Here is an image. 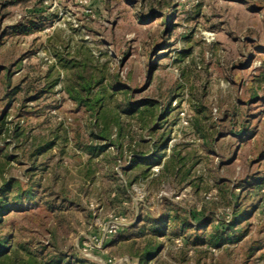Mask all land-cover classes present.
<instances>
[{
    "label": "rangeland",
    "instance_id": "374dc122",
    "mask_svg": "<svg viewBox=\"0 0 264 264\" xmlns=\"http://www.w3.org/2000/svg\"><path fill=\"white\" fill-rule=\"evenodd\" d=\"M4 186V264H264V0H0Z\"/></svg>",
    "mask_w": 264,
    "mask_h": 264
},
{
    "label": "trees",
    "instance_id": "16d2710c",
    "mask_svg": "<svg viewBox=\"0 0 264 264\" xmlns=\"http://www.w3.org/2000/svg\"><path fill=\"white\" fill-rule=\"evenodd\" d=\"M107 136V135H106ZM148 173V171H146ZM9 186H4L1 188V191L8 192L10 189ZM20 198V197H18ZM30 198V197H29ZM13 210V207H10L9 205L5 204V201L0 200V228L3 226L5 222V216L9 214ZM21 210V209H19ZM189 217L194 220H203L201 224H193L192 222H186L187 219L182 222L181 226H183L185 229H204L207 228L208 224L212 222L213 220L210 219L211 217H207L206 220L202 218L204 216L203 213H197L195 211L189 212ZM236 220V219H235ZM237 221V220H236ZM236 221H230V222H221V224H216L213 228V232L206 237H202V235H199L196 237V240L194 241L195 244H212L214 246H220L221 244H224L228 242L227 240H230L233 238V235L231 237L228 236L229 233H231L235 228ZM160 223V221H159ZM133 226L134 225H130ZM155 232L159 233L161 232L160 229H155ZM10 235H1L0 234V264H4V261L8 259V257L14 253L15 255H18V252L20 249L23 251H26L29 255L37 256L39 255L37 251H40L39 249L37 251L31 249L30 242H21L18 245V249L14 250L11 247V239ZM237 238V237H236ZM159 247H149L143 250V252L139 253L137 258L140 261L139 264H145L146 262L152 260L157 253V250ZM18 258V256H17ZM50 264H63V259H57L55 261H49Z\"/></svg>",
    "mask_w": 264,
    "mask_h": 264
},
{
    "label": "built area",
    "instance_id": "2783aa9c",
    "mask_svg": "<svg viewBox=\"0 0 264 264\" xmlns=\"http://www.w3.org/2000/svg\"><path fill=\"white\" fill-rule=\"evenodd\" d=\"M89 1V0H86ZM210 196H208L209 198ZM131 224V221L128 220L127 216L121 215H115L114 219L111 220L105 227H103V234L104 238H107L110 235H113L117 233L119 230L125 228L126 226H129ZM103 240L100 242L99 246L102 245ZM86 249V247H85ZM109 264H132V260L129 257H122V258H115L110 257ZM107 264V263H104Z\"/></svg>",
    "mask_w": 264,
    "mask_h": 264
},
{
    "label": "crops",
    "instance_id": "0c3cea01",
    "mask_svg": "<svg viewBox=\"0 0 264 264\" xmlns=\"http://www.w3.org/2000/svg\"><path fill=\"white\" fill-rule=\"evenodd\" d=\"M145 156V155H144Z\"/></svg>",
    "mask_w": 264,
    "mask_h": 264
}]
</instances>
